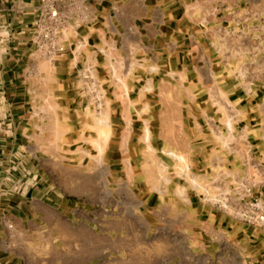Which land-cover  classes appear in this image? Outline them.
<instances>
[{
  "label": "crops",
  "instance_id": "obj_1",
  "mask_svg": "<svg viewBox=\"0 0 264 264\" xmlns=\"http://www.w3.org/2000/svg\"><path fill=\"white\" fill-rule=\"evenodd\" d=\"M38 1L0 0L1 21L10 30L0 55V161L5 167L14 151L29 159H57L64 144H75L88 121L87 88L77 81L79 69L88 66L110 96L126 90L131 98L105 108L117 112L111 123L117 132L109 143L145 142L143 127L151 152L164 143H188L184 154L198 181L224 166L238 168L240 154H224L215 131L228 111L247 117L234 127L253 136V147L264 148L254 134L263 108L254 100L236 104L249 90L238 87L226 70L237 60L220 36L222 24L213 9L197 0H85L76 37L67 29V50L47 62L35 58L31 42ZM109 63L117 64L114 74ZM221 93L233 103L209 100ZM105 153L107 162H117L118 180L131 178L121 185L118 214L102 215L103 228L95 230L88 210L92 182L73 187L49 182L46 176L56 169L29 166L37 181L25 182L26 193L0 196V264H264L263 233L206 206L179 178L164 191L158 172L144 167V151L128 154V163L120 151L109 153L108 147ZM216 155L225 157L223 166ZM133 160L140 166L134 171L121 167ZM180 187L187 200L178 197ZM161 206L176 213L159 215Z\"/></svg>",
  "mask_w": 264,
  "mask_h": 264
},
{
  "label": "rangeland",
  "instance_id": "obj_2",
  "mask_svg": "<svg viewBox=\"0 0 264 264\" xmlns=\"http://www.w3.org/2000/svg\"><path fill=\"white\" fill-rule=\"evenodd\" d=\"M197 1L200 7L213 9L216 18L221 22L220 36L224 39L226 44L229 45V48H232L234 51L232 55L233 57H236L237 60L234 67L232 66V68H227L226 70H231L233 72L234 79L232 80L236 79L238 87L244 90L246 89L247 91L249 90L245 94L246 96L244 97V100L240 102L237 101L236 104L241 103L243 105L246 104L244 102L247 101H257V104H260L263 109L261 112L259 110L260 116L257 118L256 125H261L260 122H262V119L264 118V95H260V98L257 96L260 91L264 92V0ZM81 50L82 48L78 49L76 52L79 53ZM87 69L89 71L88 75H85L84 67L79 69V77L77 81L80 85L87 88V100L90 107L85 113L88 121L85 127L79 129L81 132H78L75 144L72 147L64 144L62 146L61 157L57 159L47 158L38 160V156L29 159L27 158V155L24 158L19 155L18 152L14 151L13 156L7 160V167L3 164L4 161H0V196H9L13 193L22 195L24 192L26 193V191L22 189H19V191H13L14 189L8 190L7 186L11 185V183L20 184L27 182L28 180H30V182L37 181V178L35 180L36 175L34 173L31 175H26L24 173L26 171L23 170H26L29 166L37 168V166L44 165L47 169H56L57 173L47 175L46 179L49 182L59 183L61 185L67 183L71 184V187H73L74 184L84 183L86 182L85 180L88 179V181L92 182L94 188L93 205L91 206V204H89L88 210L93 211V225L95 230L100 232L103 228V223L101 222L102 215H105L106 217V215L109 214L112 218L118 214L120 209L117 206V197L119 194H123L121 185L125 183V181L127 182L130 180L131 182V178H128L125 181L124 179L118 180V176L114 175L115 171L113 168L118 166L117 162L112 159L107 162V159L104 158V155H106L105 151L108 147L109 153L116 152V154H118V151H120L121 154L126 156V163H128V154L133 152V156H135V153L139 150L144 151V155H146L147 158L144 167L150 169L151 166L154 171L158 172L160 188H163L165 191L167 184H169L172 178L175 177L179 178L182 183L185 182V185H189L191 192L199 196L200 190L193 186L195 183H198V177L193 175V172L190 169V162L184 154V151L188 148V143H164L162 146L158 147V151L151 152L150 143L147 142H141L138 144L132 142L113 144L112 142L109 143L107 141L110 134L114 133L117 129L111 126V123L115 122L113 120V115L117 112L114 110L108 111L105 108L108 107V105L112 106L113 104H128L129 99L131 98L126 94V90L123 93L110 96L107 89L103 86L102 80L98 78L96 70L92 66L90 69L88 66ZM116 69L117 64H108L109 73L114 74ZM224 82H226V80L221 81V83ZM250 88L252 89L250 90ZM256 90L260 91L256 93ZM209 100L213 103L220 104L233 103V101H230L228 96L224 93L215 95L212 98L209 96ZM145 113L146 112L142 111L139 112V115L141 116ZM243 113L244 112H241V114ZM223 114L224 117L222 121L220 120V122H218L219 124H217L218 127L216 128L218 132L216 131V134L221 136V139L219 140L221 143L218 144V148L220 147L221 151L225 154L226 151H228V148L224 147L226 146L225 143L231 142L232 138H235V133H239V130L240 132L242 130L234 127V125L236 126L239 124V118L243 121V119L247 120V117L244 116V118L242 116H237L236 119H234L235 122L232 123L233 120L229 122V118L232 115L228 111H224ZM83 118L86 119V116ZM243 127L244 126H242V128ZM227 129L231 130V132H234L235 130L238 132L228 135L229 132ZM249 130L251 132L253 129L249 128ZM145 131L147 132V129L146 127H143L141 130L143 138L144 135H146ZM255 133L256 131L254 134ZM148 134L149 133L147 132V135ZM232 142H234V140H232ZM210 147L211 146H209L208 149H210ZM213 148L211 147V149ZM218 148H216V150H218ZM168 153H172L174 157L169 156ZM215 157L219 160L221 166H223L222 162L225 157L218 155ZM140 164H143V160H140ZM135 165L137 166V163L133 160L132 164H123L121 167L124 170H130L131 168L134 171ZM108 167L111 168V175L108 174ZM221 169L227 170V167L224 166ZM2 170L3 172H1ZM164 191L161 192L159 190V194H163ZM177 192L178 197H183L184 200H187L184 188L180 187ZM128 193L133 194L132 191H129ZM73 200L77 203L81 202L80 199ZM159 209V215L165 214L166 212L168 214H174L177 210L162 206ZM235 223L244 226V228L252 232H260L264 234L262 230L257 228L245 226L239 222ZM165 226V223H159V227Z\"/></svg>",
  "mask_w": 264,
  "mask_h": 264
},
{
  "label": "built area",
  "instance_id": "obj_3",
  "mask_svg": "<svg viewBox=\"0 0 264 264\" xmlns=\"http://www.w3.org/2000/svg\"><path fill=\"white\" fill-rule=\"evenodd\" d=\"M84 1H38L35 19L31 26V42L34 46L35 58L54 62L67 50L66 46L71 38L76 37L80 27ZM1 20L0 16V55L6 51L10 31L9 26ZM69 28L72 31L70 39L66 35V30ZM79 48L80 46L77 50ZM88 73L89 71L85 69V75ZM231 115L229 122L233 120L234 123L237 116ZM262 120L261 125L255 124L254 129L256 142L264 145V118ZM216 127L215 131H217ZM227 131L228 135L238 132L237 130L231 132L228 129ZM249 136L252 135L239 130V133H235V138H232L234 142L231 140L225 143L224 147L228 148L226 153L240 154L236 170L219 169L212 175L201 177L193 186L200 190V200L206 206L214 208L234 222L264 232V148L253 147V136L252 140ZM23 171H26L24 172L26 175H30L29 167ZM26 186L25 182L11 183L13 191L25 190Z\"/></svg>",
  "mask_w": 264,
  "mask_h": 264
},
{
  "label": "bare ground",
  "instance_id": "obj_4",
  "mask_svg": "<svg viewBox=\"0 0 264 264\" xmlns=\"http://www.w3.org/2000/svg\"><path fill=\"white\" fill-rule=\"evenodd\" d=\"M147 132H148V131H147ZM147 132H146V135H145V137H144V141H145V143L148 142L147 140H149V139H148L149 137H148V135H147ZM141 139H142V138H141ZM142 140H143V139H142ZM168 155L171 156V157H174L172 153H168Z\"/></svg>",
  "mask_w": 264,
  "mask_h": 264
}]
</instances>
